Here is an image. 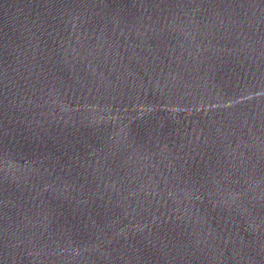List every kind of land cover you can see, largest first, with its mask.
Masks as SVG:
<instances>
[{"label": "water", "instance_id": "1", "mask_svg": "<svg viewBox=\"0 0 264 264\" xmlns=\"http://www.w3.org/2000/svg\"><path fill=\"white\" fill-rule=\"evenodd\" d=\"M0 264H264V0H0Z\"/></svg>", "mask_w": 264, "mask_h": 264}]
</instances>
